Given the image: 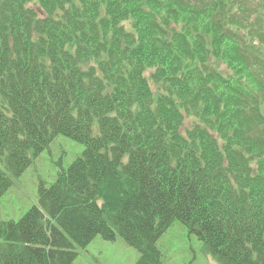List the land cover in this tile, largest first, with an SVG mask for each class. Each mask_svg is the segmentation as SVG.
I'll use <instances>...</instances> for the list:
<instances>
[{
  "label": "trees",
  "instance_id": "1",
  "mask_svg": "<svg viewBox=\"0 0 264 264\" xmlns=\"http://www.w3.org/2000/svg\"><path fill=\"white\" fill-rule=\"evenodd\" d=\"M59 136L85 150L0 222V264L97 236L162 264L175 222L264 264V0H0V201Z\"/></svg>",
  "mask_w": 264,
  "mask_h": 264
},
{
  "label": "rangeland",
  "instance_id": "2",
  "mask_svg": "<svg viewBox=\"0 0 264 264\" xmlns=\"http://www.w3.org/2000/svg\"><path fill=\"white\" fill-rule=\"evenodd\" d=\"M85 146L68 137H57L37 156L0 201V222H19L34 206H39L41 183L50 186L84 152ZM157 248L162 264H218L204 251L203 242L180 222H175L159 239ZM140 253L122 238L115 241L97 236L79 249L73 264H136Z\"/></svg>",
  "mask_w": 264,
  "mask_h": 264
}]
</instances>
